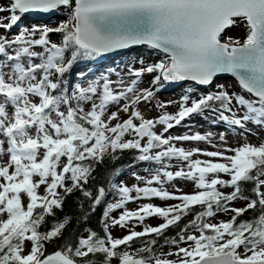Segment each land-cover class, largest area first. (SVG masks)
I'll return each mask as SVG.
<instances>
[{"label": "snow or ice", "instance_id": "snow-or-ice-1", "mask_svg": "<svg viewBox=\"0 0 264 264\" xmlns=\"http://www.w3.org/2000/svg\"><path fill=\"white\" fill-rule=\"evenodd\" d=\"M138 45L160 59L101 64ZM255 129L264 0H0V264H264Z\"/></svg>", "mask_w": 264, "mask_h": 264}, {"label": "rangeland", "instance_id": "rangeland-1", "mask_svg": "<svg viewBox=\"0 0 264 264\" xmlns=\"http://www.w3.org/2000/svg\"><path fill=\"white\" fill-rule=\"evenodd\" d=\"M4 15H7V13H4ZM62 19H64V17L63 16H59V15H53V16H45V17H41V18H33V17H31L30 15H28V16H25L24 17V19L22 20V24L23 25H30V24H33V23H36V24H41V23H48V24H51L52 26H55V24L56 23H58L60 20H62ZM17 31V29L16 28H14L13 30H12V32L13 33H15ZM231 35H240V34H242L241 33V31L240 30H234L232 33H230ZM52 39L53 40H58L59 39V37L57 36V35H53L52 36ZM137 49L136 48H134L132 51H136ZM131 51V52H132ZM129 52V51H128ZM127 53V52H126ZM117 57H119V56H115V57H113V59L114 58H117ZM113 59H112V61H113ZM112 63V62H111ZM106 65H108V64H106ZM137 67H139V65H136ZM73 71L74 72H80V69L79 68H74L73 69ZM113 78H115V77H113ZM148 77L146 76L145 78H144V82H143V84L141 85V86H147V84H148V79H147ZM227 80H229V79H227ZM227 80L226 79H223V78H220V79H217V81H216V83H225V84H228V85H235L236 84V82H234V83H229V82H227ZM177 83H173V84H170V85H168L164 90H162L160 93H159V98L161 99V100H167V99H178L179 98V96H180V93L178 92L179 90H180V88L184 85V83L182 82V83H180L179 84V86H177L176 85ZM171 110V109H170ZM152 115H155V113H152ZM196 123L198 124V125H205L204 127H200L199 128V130L200 131H204L205 130V128L207 127V125L205 124V122L203 121V120H201L199 117H197V119H196ZM212 131H216V132H218V131H220L221 129H219V128H212L211 129ZM175 131H177V132H180V131H182V129H176ZM263 138H264V135H257V136H252V135H249L248 136V140L250 141V142H253V143H259V142H261V140H263ZM229 140H230V142H235V138L234 137H232V136H230L229 137ZM201 146H203V145H201ZM145 165H141V167H144ZM143 174V173H142ZM125 179H128V177H124ZM128 182L129 183H131V180H128ZM190 188H191V185H187L186 187H185V190L187 191V190H190ZM156 203H160L158 200L157 201H155ZM136 205L135 204H130L129 205V207H135ZM235 206H242L241 204H239V203H237ZM221 218H223V219H227V217H221ZM149 223H152V224H156V223H158V221L157 220H150V221H148ZM139 230V229H138ZM120 233H118V232H114V235H119ZM136 246H138V245H136ZM165 251H167L168 249L167 248H165L164 249Z\"/></svg>", "mask_w": 264, "mask_h": 264}, {"label": "trees", "instance_id": "trees-1", "mask_svg": "<svg viewBox=\"0 0 264 264\" xmlns=\"http://www.w3.org/2000/svg\"><path fill=\"white\" fill-rule=\"evenodd\" d=\"M137 50L134 52H127L125 53V55L123 56H119L117 58H114L112 63H106V62H101V64L104 66V67H111V68H114L116 67V65H121V61L122 60H130V59H133V58H139V57H143L144 60H145V63H150V62H154L155 60H158L160 59V56L158 55L157 51L154 50V49H151L149 46H140L138 48H136ZM108 64V65H106ZM139 65V64H137ZM97 66L96 65H87L86 67L81 65L79 67L80 69V72H88V73H91L94 68H96ZM148 80L150 79V77L147 78ZM227 80V79H226ZM227 82L229 83H234L233 80H227ZM182 83V82H179L177 83V86H179V84ZM185 84L180 88V90L178 91L181 95V93L184 91L185 89ZM255 131L258 133V135H264V129H255ZM264 140V138H263ZM119 163L123 164V163H126V160H121ZM80 196V193L79 192H75L73 193L72 195L68 196L67 199L65 200L64 202V206H63V211L60 212L58 211L57 212V218H62L64 215H70V216H73V217H76L77 215H79V212H78V204H77V199L78 197ZM85 207H87V202H85ZM98 216V214H97ZM97 216H93L92 217V223H91V226L92 227H97L96 225V220H97ZM75 226V219H73V223L72 225H70L69 227H74Z\"/></svg>", "mask_w": 264, "mask_h": 264}, {"label": "water", "instance_id": "water-1", "mask_svg": "<svg viewBox=\"0 0 264 264\" xmlns=\"http://www.w3.org/2000/svg\"><path fill=\"white\" fill-rule=\"evenodd\" d=\"M30 16L33 17V18H41V17H45L46 15H30ZM140 46H143V45L133 46V48L131 50H125V53L128 52V51L131 52L134 48H137V47H140ZM145 46H147V45H145ZM220 78H223V79H232V80L235 81V79L230 74H222L220 76Z\"/></svg>", "mask_w": 264, "mask_h": 264}]
</instances>
